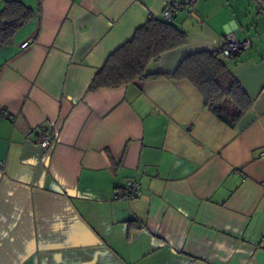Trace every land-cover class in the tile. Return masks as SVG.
Listing matches in <instances>:
<instances>
[{"label":"crops","instance_id":"obj_1","mask_svg":"<svg viewBox=\"0 0 264 264\" xmlns=\"http://www.w3.org/2000/svg\"><path fill=\"white\" fill-rule=\"evenodd\" d=\"M20 1L33 17L0 48V264H264V0ZM170 2L188 43L151 71L250 40L229 65L252 100L237 126L185 80L87 91ZM129 180L141 193L115 197Z\"/></svg>","mask_w":264,"mask_h":264},{"label":"trees","instance_id":"obj_2","mask_svg":"<svg viewBox=\"0 0 264 264\" xmlns=\"http://www.w3.org/2000/svg\"><path fill=\"white\" fill-rule=\"evenodd\" d=\"M33 14V10L20 0H4L0 9V48L12 42L15 32ZM187 43L186 31L172 19L151 16L134 30L129 40L107 56L89 82L87 91L160 77L185 80L195 88L209 112L229 127L237 126L252 102L229 68L231 62L239 60L238 53L223 55L221 48L197 50L184 57L172 72L148 68L162 54Z\"/></svg>","mask_w":264,"mask_h":264},{"label":"built area","instance_id":"obj_3","mask_svg":"<svg viewBox=\"0 0 264 264\" xmlns=\"http://www.w3.org/2000/svg\"><path fill=\"white\" fill-rule=\"evenodd\" d=\"M182 8V5L176 2L167 3L162 10L160 16L166 20H171L173 16ZM156 16L149 14V17ZM30 40H26L21 43V47L25 48L29 44ZM250 45L248 38L239 40L236 36L229 32L224 36V43L221 47L223 55H229L233 53H241L245 48ZM54 141V134L51 132H43L40 134L39 144L42 147H49ZM142 185L138 180H129L125 187L115 190V197L124 199H130L137 197L141 193Z\"/></svg>","mask_w":264,"mask_h":264}]
</instances>
